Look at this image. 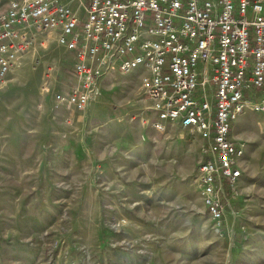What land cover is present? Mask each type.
Segmentation results:
<instances>
[{"label":"rangeland","instance_id":"rangeland-1","mask_svg":"<svg viewBox=\"0 0 264 264\" xmlns=\"http://www.w3.org/2000/svg\"><path fill=\"white\" fill-rule=\"evenodd\" d=\"M72 64L33 42L0 84V264H264V112L232 123L241 175L217 226L199 194L202 139L152 125L143 69L103 75L84 109L56 107Z\"/></svg>","mask_w":264,"mask_h":264},{"label":"built area","instance_id":"built-area-1","mask_svg":"<svg viewBox=\"0 0 264 264\" xmlns=\"http://www.w3.org/2000/svg\"><path fill=\"white\" fill-rule=\"evenodd\" d=\"M49 40L73 52L74 82L56 107L84 109L103 75L143 69L152 125L177 122L202 139L199 194L219 226L244 154L232 123L264 112V0H0V84Z\"/></svg>","mask_w":264,"mask_h":264},{"label":"crops","instance_id":"crops-1","mask_svg":"<svg viewBox=\"0 0 264 264\" xmlns=\"http://www.w3.org/2000/svg\"><path fill=\"white\" fill-rule=\"evenodd\" d=\"M87 2V0H85V3ZM73 3H74V1H72L71 2V4L73 5ZM47 42H53V43H55L56 44V42H54V41H51V40H49V41H47ZM57 45V44H56ZM60 46V45H59ZM67 50V49H66ZM67 51H69V50H67ZM69 53H70V55H71V57H72V59H73V52L72 51H69ZM113 73H116V72H118L117 70H113L112 71ZM131 73V72H130ZM132 73L133 74H138V73H135V70L134 71H132ZM112 74V73H111ZM106 76V75H105ZM141 76V75H140ZM139 90H140V85H139ZM140 93H141V95L144 97L143 99H145L146 101H147V105H146V107L145 108H148V109H151L150 108V105H151V103H150V100L146 97V96H144L143 94H142V92H141V90H140ZM152 111V110H151ZM152 114L154 115V113L152 112ZM155 116V115H154ZM232 136V135H231ZM232 138H233V136H232ZM234 139V138H233Z\"/></svg>","mask_w":264,"mask_h":264}]
</instances>
